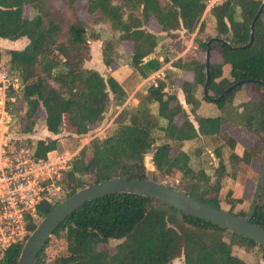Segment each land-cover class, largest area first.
Returning <instances> with one entry per match:
<instances>
[{
    "label": "trees",
    "instance_id": "obj_1",
    "mask_svg": "<svg viewBox=\"0 0 264 264\" xmlns=\"http://www.w3.org/2000/svg\"><path fill=\"white\" fill-rule=\"evenodd\" d=\"M77 1L0 0V38L15 40L25 36L28 39L22 49L8 50L6 68L21 84L20 89L11 91L9 96L14 95L23 102V114L15 112L20 118V124L15 120V125H20L22 133L34 132L36 112L42 109L43 121L50 133L57 135L64 129L76 136L86 134L91 125L102 120L110 103L121 105L127 96L113 77H104L97 70L84 66L91 57L86 34L89 25L78 17L80 7L76 5ZM57 2L61 3L60 7ZM261 3L262 0H223L214 5L210 13L215 19L216 34L204 39L200 34L204 31L201 17L206 0H166L164 5L159 0H85L82 9L89 14L99 12L89 24L103 22L113 32V37L102 45V62L106 66L119 58L118 45L123 40H131L133 50L129 61L132 67L141 71L142 68L150 71L160 67L155 59L143 64L159 40L156 34L144 29L151 18L160 25L162 32L170 36L175 35L173 31L176 30L191 33L198 28L194 37L197 49L205 53L209 46L221 57L219 62L209 61L208 95L215 98L239 80L264 81V7L255 21L252 43L241 47L250 39L251 23ZM26 5L30 13L34 12L28 17L23 16ZM63 8L71 17L68 21ZM212 37L222 38L228 44L211 40L208 45ZM172 65L193 73V80L183 81L180 88L196 125L175 93L164 91L166 82L158 79L146 93H138L139 103L135 108H122L116 120L118 126L112 134L95 138L79 150L60 180L66 193L55 202H41L38 205L41 217L87 185L113 177L161 182L162 177L177 173L180 174L177 185L168 186L221 208L218 193L226 173L223 147L231 149L229 159L234 165L240 162L249 165L254 158L263 161L264 85L243 83L214 101L203 95L205 61L188 55L174 60ZM225 65H228L226 74ZM246 84L258 94V98L249 96L234 103L235 93ZM199 86L201 99L213 102L219 110L217 115L196 114L200 103L196 97ZM153 102L157 103L156 114L150 109ZM177 116L180 124L175 122ZM22 121L25 124L22 125ZM226 123L244 129L254 138L241 154L234 150L237 138L221 129ZM154 129L162 131L160 143L155 144ZM200 136L222 140L213 149L217 166L211 174L201 166L204 159L199 156L204 153L206 140L197 144L193 151L199 156L197 160L191 161L190 154L180 149L187 140L199 143ZM47 138L36 140L37 156L45 157L46 153L57 149V138ZM27 142L33 145L31 139L27 138ZM175 147H178L177 152L171 154ZM149 151L152 152V170H148L144 163ZM236 202H242L241 198ZM248 210L227 211L245 216ZM251 221L264 229L263 185ZM34 227L35 224L31 223L30 231ZM225 231L230 235L229 240L223 236ZM51 236L64 238L66 248L50 264H173L177 257H182L183 264H248L245 255L250 254L246 249L252 246L260 248L264 259V247L251 239L133 193H109L85 202L69 214ZM112 239L119 241L114 252L98 247ZM48 240L34 264H46L43 253ZM22 245L15 244L7 249L4 264L16 263ZM233 245L246 248H241L243 255L233 253Z\"/></svg>",
    "mask_w": 264,
    "mask_h": 264
},
{
    "label": "crops",
    "instance_id": "obj_2",
    "mask_svg": "<svg viewBox=\"0 0 264 264\" xmlns=\"http://www.w3.org/2000/svg\"><path fill=\"white\" fill-rule=\"evenodd\" d=\"M161 5H164L166 3V0H159ZM85 0H78L76 2V5L80 7L78 10V17L85 22L88 23V25H91L90 28L93 31V35L91 38H89V44H90V59L87 60L84 63V66L87 68H93L97 70L99 73H101L104 77L111 76L113 77L124 89L127 96L124 99L123 103L121 105H117L118 108H135L138 103V93H146L148 87L151 84H156L157 80H164L166 83V86L164 87V91H167L169 93L174 92L177 100L181 103L182 107L187 111L189 118L194 121V117L192 113L190 112L189 106L184 101V95L180 88V85L183 81H192L193 80V73L188 70H184L178 67H175L172 65V62L178 58H184L186 56H193L196 57L197 52L199 50L197 49V45L194 42V37L197 34L198 28H196L191 33H186L184 29L173 31L175 35H167L165 32L161 31L160 25L155 21L154 18H151L148 22V24L144 27L145 30H149L156 34L159 38L157 45L154 48V51L150 53L148 56L144 58L143 64L150 59H155L160 63V67L156 70H150L146 68H142V71L139 69H136L130 65L129 56L132 53L133 50V42L131 40H123L117 47V52L119 55V58L117 61H113L109 66L104 65L102 62V45L103 42L113 37V32L104 24L103 22L95 23V24H89L90 20L94 16H98L99 12H95L94 14H89L85 10L82 9V6H84ZM25 7L23 8V16L28 17L30 14L29 6L27 7L28 12L27 15H25ZM211 9L204 10L203 16L210 12ZM83 12L85 16L81 17L80 13ZM203 19V18H202ZM28 43V39L23 36L15 40H10L6 38H0V66L4 69V64L2 61L5 59L6 65L9 59L8 50L11 49H22L26 44ZM175 54H174V53ZM213 52L210 51V58L209 61L213 62L211 58L213 57ZM205 54V60H206V52ZM219 55V54H218ZM220 57V55H219ZM197 58V57H196ZM216 62L221 61L220 58H216ZM219 59V60H218ZM204 60V61H205ZM142 66V65H140ZM6 68V67H5ZM227 68L228 65L224 66V69ZM170 69L172 72V75L166 76V74L163 75L164 70ZM20 89V88H19ZM196 97L200 100V103L198 107L196 108V114L201 116H214L219 113L218 108L215 106V104L209 101H205L201 99V95L199 91H196ZM18 105V112L19 114H23L24 111V105L21 99H16ZM150 109L153 114L157 113V103L153 102L150 104ZM42 111V112H41ZM39 113H42V123L44 124L43 117L44 112L42 109H38L36 112V115ZM25 121H22V124H24ZM41 122V121H39ZM175 122L180 124V118L177 116L175 117ZM37 125L35 126V130L32 133L27 134L28 138L31 139L35 137L36 134H41L46 137H57L56 134L50 133L46 127L45 124L41 125L42 129L41 131H37ZM196 125V124H195ZM240 127H233L231 124L226 123L221 126V129L223 131H226L233 136H235L233 133H238ZM160 130V129H159ZM161 136H162V131ZM74 135V134H72ZM247 137V136H246ZM204 139L203 136H200V140ZM198 143H196L194 140H187L184 141L182 144V147L180 149L184 150L185 152H188L190 154V160L194 161L200 158L203 160L205 159V152L199 155L198 157L194 154V149L197 146ZM175 152H177L178 147H175ZM51 153L54 152V150L50 151ZM207 152V149H206ZM210 152V151H208ZM238 153V152H237ZM213 154L210 152V156L212 160H216L215 156L211 155Z\"/></svg>",
    "mask_w": 264,
    "mask_h": 264
},
{
    "label": "built area",
    "instance_id": "obj_3",
    "mask_svg": "<svg viewBox=\"0 0 264 264\" xmlns=\"http://www.w3.org/2000/svg\"><path fill=\"white\" fill-rule=\"evenodd\" d=\"M223 0H206L205 10ZM21 87L17 77L0 66V264L6 251L23 244L30 234L29 225L42 218L41 202H53L61 196L59 183L69 158L51 152L35 154V144L15 125L16 97L9 96Z\"/></svg>",
    "mask_w": 264,
    "mask_h": 264
},
{
    "label": "rangeland",
    "instance_id": "obj_4",
    "mask_svg": "<svg viewBox=\"0 0 264 264\" xmlns=\"http://www.w3.org/2000/svg\"><path fill=\"white\" fill-rule=\"evenodd\" d=\"M57 6L60 7L61 3L57 2ZM27 7H25V11H24L25 15H27V12H28ZM33 13L34 12L32 11L30 14L32 15ZM63 14L66 17V21H68L69 18L71 19L68 10H64ZM80 14H81L80 15L81 17L85 16L83 12H81ZM77 15H78V12H77ZM201 22L203 23V27H204L203 33L200 34L201 39L206 38V36L208 35L216 34L215 19L213 18L210 12L206 13L204 16L202 15ZM91 27L92 26L89 25L87 26V29H86V34L88 38H91L93 34V31L90 29ZM195 56L201 61L205 60V54L204 52L200 50L199 52H197V55ZM217 57L220 58L218 53L215 51L213 52V57L211 58V60L216 61ZM2 63L4 64L3 65L4 69L8 70L6 69L7 65H6L5 59L2 61ZM224 73L225 74L227 73V68L224 69ZM164 74H166V76H169L170 78V76L172 75V72L170 71V69H166L163 72V75ZM199 92H201V86H199ZM249 96L252 97L253 99L258 98V94L252 91L251 86L246 84L244 85L242 90H239L235 93L233 102L238 103L240 102V100L246 99ZM116 106L117 105L110 103V105L108 106V108L106 109L104 113L102 120L98 124L91 125L90 130L86 134L76 136V135H72L70 132H68V130L67 131H65L64 129L61 130L60 133L56 135L57 137H54V138H57L58 140V146H57V149L54 150V152L51 154V156H55L56 154H59V155H62L63 157H68L69 160L67 164H70V161L79 153V150L84 145H89L91 140L95 138H105L106 136L112 134L118 126V122L116 120H117L118 114L122 110L121 108L119 107L117 108ZM36 116H37V124H38L36 130L41 131L42 129L41 125H44L42 123V113H39ZM15 120H16V123L20 122V118L18 114L15 115ZM239 132H241V134L233 133L238 140L234 150L235 152H238V154H241L244 148H247L252 144V142L254 141V138L242 128H239ZM152 133L155 136V144L160 143L163 140L159 129H154ZM38 139H48V138L41 134L39 135L36 134L35 137L31 138L33 144H35L36 140ZM205 140L207 142V144L204 146V152H205L204 158L205 159L201 163V166L207 169L209 174H211L213 172L214 167L217 166V160L211 159L210 152H212L213 154L211 155L214 156L213 149L216 146H218L222 140L219 137H210L208 139L206 138L202 139L201 141H199L198 144H200L201 142L204 143ZM206 149H207V152H206ZM174 152H175V149L172 150L171 154H174ZM230 152H231V149L229 147L227 146L223 147L222 158L226 166V173H225L224 178L222 179V187L218 193V198L220 200V206L222 209L224 210L231 209L232 212L239 213L242 210L247 211L249 209V205H250V202L253 196L254 188L256 185V181L258 178V174H259V170H260L262 162L254 158L249 165L243 162H240L234 165L232 161L229 159ZM151 155H152V152L149 151L145 154V157H144V163L148 170H152ZM198 167L200 166L198 165ZM179 179H180L179 173L168 174L161 178V182L166 185L176 186ZM262 185L264 186V180L262 182ZM228 191H230V193ZM64 193H66V189L63 188L62 186L61 196L59 198H61ZM59 198H56V200H58ZM238 198H241L242 202H236V199ZM56 200H54V202ZM223 236L226 240H229L230 235L227 231L223 233ZM48 239L49 240L45 246V250L43 253L44 262L46 264H50L55 257L63 254L66 248V243H65L64 238L60 236H51ZM117 242L119 241L112 239L110 240L109 243L100 244L98 247L99 248L106 247L111 252H114L115 251L114 246ZM232 248H233L232 249L233 253L237 255L238 254L243 255V250L241 248H244V247L239 246V245H233ZM246 250L250 254V256L244 254L246 256V261L248 264H264L262 252L259 247L252 246L250 248H247ZM173 264H183L182 257L175 258L173 260Z\"/></svg>",
    "mask_w": 264,
    "mask_h": 264
},
{
    "label": "water",
    "instance_id": "obj_5",
    "mask_svg": "<svg viewBox=\"0 0 264 264\" xmlns=\"http://www.w3.org/2000/svg\"><path fill=\"white\" fill-rule=\"evenodd\" d=\"M264 7V0L257 10L254 19L251 23L250 39L246 45L249 46L253 41V28L256 19ZM211 40H220L227 43L222 38L212 37L208 41V45ZM228 44V43H227ZM210 47L206 50L205 60V84L203 87V95L210 100H218L226 93L231 91L234 87L243 83H258L264 85V81L261 80H239L236 83L227 87L218 97L212 98L208 95V84L210 81L209 74V58ZM264 178V159L261 163L258 178L254 188L253 196L251 199L250 207L245 216L235 215L222 208H216L202 201H199L191 196L176 190L162 182H158L152 179H138V178H126V177H113L104 181L87 185L76 190L74 193L59 202L52 210L44 215L40 221L36 224L34 229L30 232L26 240L24 241L19 256L15 264H34L37 254L43 248L44 244L51 236L53 231L59 226V224L74 210L80 207L87 201L95 199L99 196L109 193H133L150 197L156 201L167 204L199 219L211 222L227 230L233 231L240 235H243L256 244L264 247V229L251 221L252 215L256 208L257 199L260 194Z\"/></svg>",
    "mask_w": 264,
    "mask_h": 264
}]
</instances>
